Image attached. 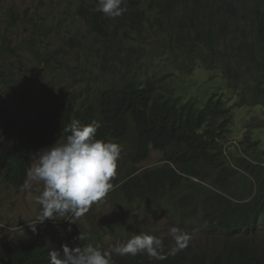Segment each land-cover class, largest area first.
<instances>
[{
	"label": "trees",
	"instance_id": "1",
	"mask_svg": "<svg viewBox=\"0 0 264 264\" xmlns=\"http://www.w3.org/2000/svg\"><path fill=\"white\" fill-rule=\"evenodd\" d=\"M148 1L151 9L139 11L125 0L127 11L113 19L117 20L114 28L110 18L93 10L92 4L91 9L79 8L85 35L93 41L72 37L69 46H81L87 56H97L96 71L87 75L84 71L78 80L71 73L78 87L63 99L56 98L52 107L33 109L28 86H14L20 91L18 100L11 101L12 109L17 106L9 121L12 130L0 139L1 176L7 185L21 189L33 155L54 146L72 119L85 125L96 120L101 125L96 138L120 144L121 156L126 154L128 168L115 178L111 201L125 210L145 206L172 218L180 228L199 230L220 247L218 251L190 248L166 254L163 261L146 254L114 255V264H264L260 235V229L264 232V150L251 132L239 143L233 141L236 151L226 146L235 110L264 111V0ZM149 23L156 32L154 44L134 51L120 35L122 26L133 35ZM31 30L28 63L46 70L48 52L37 48L42 28L34 25ZM126 48L131 50L124 54ZM55 61L64 65L59 57ZM145 63L155 67L152 74L143 70ZM54 68L50 66L52 72ZM198 68L219 71L237 101L230 105L231 99L219 92L203 103L199 96L179 94L174 78L191 76ZM14 69L7 65L1 69L5 84L16 82ZM61 78L56 76L52 82L57 91ZM29 107L31 112L26 111ZM153 150L162 153V164L141 171ZM193 222L194 226L188 225ZM124 227L118 233L129 234L130 227ZM96 230L92 224L95 238L86 239L90 245L102 239L104 233ZM52 249L57 250L46 236L3 243L0 264H50Z\"/></svg>",
	"mask_w": 264,
	"mask_h": 264
},
{
	"label": "rangeland",
	"instance_id": "2",
	"mask_svg": "<svg viewBox=\"0 0 264 264\" xmlns=\"http://www.w3.org/2000/svg\"><path fill=\"white\" fill-rule=\"evenodd\" d=\"M131 1L132 9L139 11L151 9L148 0ZM133 2L136 8L133 7ZM91 4L95 7L93 10H96L97 0H0V71L5 65L14 67L13 78L16 79L15 83L8 82V84L0 79V139L6 137L7 129L12 130L9 121L15 117L17 106L12 109L15 103L11 101L18 100L17 95L20 91L19 88H14L15 85L28 86L26 93L33 109L52 107L56 98L63 99L71 90L78 87L69 77L71 73L78 80L84 71H86L85 75L96 71L97 56H87V53L81 50V46L75 49L69 46V40L72 37L79 42L87 41V38L93 41L91 36L85 35L82 19L78 13L81 6L91 9ZM109 21L110 26L114 28L117 20L110 18ZM34 25L42 28V40L37 43V48L41 52L43 50L48 52L44 56L50 59L46 70H42L41 66L37 67L33 62L28 63L27 39ZM122 27L124 31L120 35L134 46V51L150 48L154 44L153 36L156 32L150 23L142 28L141 33H133V35L126 32L127 26ZM8 48L13 50L14 55L9 54ZM129 50L131 49L126 48L122 52L126 54ZM58 57L64 60V65L59 66L56 63L55 59ZM50 66L55 67L54 72L50 70ZM142 68L148 74H152L155 70L153 65H147V63ZM163 73L162 69L161 74ZM56 76L62 77L58 91L56 85L52 83ZM174 82L176 83L174 87L179 94H184L186 98L199 96L202 103L217 92L231 99L230 105L237 101L236 92L228 89L219 71L198 68L191 76L179 75L178 78H174ZM26 111L31 112V108L29 107ZM247 132H251L254 140L261 141V149L264 150V111L262 109L246 108L234 111V125L226 144L228 151H236L237 147L232 142L239 143ZM0 143H2L1 140ZM125 157L124 153L119 160L117 175L112 181L113 185L115 178L128 168ZM162 159V153L153 150L150 159L140 167V170L155 168L162 164ZM115 187L106 198L93 204L87 213L75 220V223L69 220L52 219L37 224L40 205L36 203L35 198L43 190L42 185L34 183L31 191H22L7 185L0 173V244H17L20 240L46 236L62 254L65 244L70 248H83L90 245L87 240L81 241L77 237L82 232L89 240L95 238L91 232L93 224L98 229L96 231L104 234L102 239L97 240L92 246L100 247L102 250L109 249L117 241H126L132 235L140 233L159 237L164 243L165 254L170 256L190 248L193 251L220 250L217 240L209 238L195 228H180L172 218L148 210L145 206H132L130 210H125L124 206L119 208L116 202L111 201ZM114 222L117 224L114 225ZM195 224L196 222H193L188 225ZM124 225L130 227L129 234L118 233L120 226L125 229ZM173 226L184 230L191 239L185 249L168 254L174 247V241L169 234V229ZM32 227H36L35 232ZM110 230L113 234L107 235L106 232ZM260 232L261 238H264L263 229H260Z\"/></svg>",
	"mask_w": 264,
	"mask_h": 264
},
{
	"label": "clouds",
	"instance_id": "3",
	"mask_svg": "<svg viewBox=\"0 0 264 264\" xmlns=\"http://www.w3.org/2000/svg\"><path fill=\"white\" fill-rule=\"evenodd\" d=\"M96 10L116 19L127 11V7L125 0H97ZM100 127L96 120L85 125L72 119L64 127L63 137L54 146L33 155L21 190L31 191L34 183L43 187L35 198L40 205L37 224L52 219L75 223L93 204L102 201L113 190L112 181L117 175L122 146L97 139ZM32 230L35 232L36 227H32ZM169 234L174 247L168 254L188 247L191 237L184 230L173 226ZM77 239L85 241L87 237L81 232ZM145 254L155 261L167 259L163 241L147 233L117 241L107 250L92 245L70 248L65 244L62 254L52 249L48 255L50 264H114V255L136 257Z\"/></svg>",
	"mask_w": 264,
	"mask_h": 264
}]
</instances>
